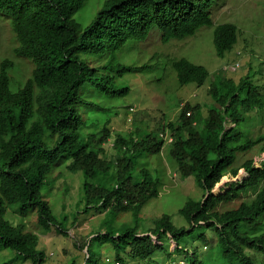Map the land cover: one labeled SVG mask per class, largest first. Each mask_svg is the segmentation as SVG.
I'll return each mask as SVG.
<instances>
[{
	"label": "trees",
	"instance_id": "16d2710c",
	"mask_svg": "<svg viewBox=\"0 0 264 264\" xmlns=\"http://www.w3.org/2000/svg\"><path fill=\"white\" fill-rule=\"evenodd\" d=\"M88 1L0 0V13L12 17L19 41L15 54L35 63L17 91L10 86L14 62L5 60L0 67V251L14 254L7 264L46 263L41 237L53 231L68 235V221L80 213L103 217L86 243L76 242L78 250H86L83 263L75 256L70 264H260L264 165L255 167L253 159L236 164L241 153L264 141V135L252 140V127L260 123L264 129V78L254 72L238 82L228 72L212 74L186 58H170L180 85L202 87L209 81V97L183 103L174 122L166 123L164 115V123L154 130L146 126L129 137L118 134L113 145L117 154L109 157L104 148L112 137L109 125L130 94L126 77L150 73L160 60L158 53L142 64L130 57L135 44L152 26L163 31L161 40L167 44L217 24L204 13L206 0L195 8L188 0H138L142 3L133 24L128 6L136 0H100L89 23L77 22L74 16ZM213 38L218 56L225 57L238 42V27L219 24ZM123 108L131 111L133 106ZM165 145L177 174L194 178L205 191L200 201L189 198L179 210L189 228L177 227L167 214L150 225L142 218L144 208L161 193L162 180L150 159L161 155ZM60 168L81 173L83 180L75 211L66 213L63 206L62 214L43 193L50 175L55 185ZM242 168L249 178L213 194L225 176L235 178ZM8 212L21 219L10 221ZM32 213L38 216L33 230L27 221ZM196 230L204 244H210L206 231L216 239L213 253L202 260L184 243Z\"/></svg>",
	"mask_w": 264,
	"mask_h": 264
},
{
	"label": "rangeland",
	"instance_id": "374dc122",
	"mask_svg": "<svg viewBox=\"0 0 264 264\" xmlns=\"http://www.w3.org/2000/svg\"><path fill=\"white\" fill-rule=\"evenodd\" d=\"M100 6V0H89L88 4L74 16V19L80 23H89ZM215 9L219 13L214 16V19L220 13L222 14V18L217 20L218 25L234 22L240 30L238 43L225 57H219L214 46L213 32L217 25L212 28H202L196 37L172 40L168 44H163L160 41V32L157 33L156 30H153L148 40L138 42L135 44V48L131 49L130 57L140 60L141 64L147 63L149 58L156 53H158L160 60L152 65V72L128 74V77H126L127 82L125 84L129 86L130 94L119 103L116 112H119L120 115L114 117L109 125L112 137L104 145L108 156L117 154V150L113 145L118 134L129 137L130 132L137 127L149 126L154 130L159 124L164 123L161 119L164 115H166V123L174 122L179 118L183 103L189 101L196 104L209 97L208 90L211 89L209 81L202 87L195 84L181 86L175 70L168 64L170 58H187L195 64L206 67L212 74L216 72L217 75L226 65L239 61L242 68L235 74H229V76L238 81L241 75L253 76V73L257 72L260 75L259 77L264 78V75H261L264 69V0H216ZM233 10H235L234 13ZM11 25L12 17L0 13V67L5 60L14 62L15 66L10 70V86L13 91H17L24 85L25 80L31 76L35 63L33 60L15 54L19 41ZM239 52L241 54H238ZM125 106H133V108L130 111L124 109ZM256 125L258 128L252 127V135L254 134L252 140L254 142H258V136L263 134L262 128L259 126L260 123ZM231 126L230 123L227 124V127ZM169 149V145H165L161 155H154L150 159L151 167L158 168L156 174L161 178L163 185L160 196L144 208L142 218L148 219L149 224L167 214L173 217V222L177 227L185 226V228H189L185 219L178 214L179 210L183 208L189 198L200 201L205 195V191L195 185L194 178L184 180L177 174L178 170L176 164L171 160ZM262 149H264V142H260L249 152L241 153L236 166H242L248 159L256 160V164L261 165V162L264 161ZM147 162L149 164V160L143 161V163ZM61 169L54 173L55 185H52L50 175L43 190L45 197L55 207V212L59 214H62L63 206L66 207V213L75 211L81 199L83 181L81 173L73 174L66 169L64 170V168ZM232 181L236 182L237 180H233L230 176L225 177L216 187V193L221 188V191H225ZM51 188L52 190L49 191ZM248 194L247 197L250 196L249 192ZM251 194H253V191ZM12 209L10 208L9 211ZM102 217L80 213L76 220L70 218L68 221V235L53 231L46 237L42 236L40 249L45 251L47 258L44 264H70L75 256H78L79 262L83 263L86 250H78L75 247L76 242L83 241L86 243ZM7 218L10 221L21 219L19 215L12 213L10 215L9 212ZM27 221L32 230L37 228V214H29ZM199 233V230L194 231L185 239L184 243L188 245L190 252L197 250L199 260H202L213 253L216 239L211 231H206L205 236L208 243H210V250L208 251L204 249L205 242L198 240ZM258 255L260 264H264V253H258ZM105 256L106 253L103 252V257L105 258ZM13 257L14 254L11 250L3 249L0 251V264H7V261ZM162 259L163 257H161V261ZM12 264H31V262L22 263L19 261ZM186 264L188 263L186 262Z\"/></svg>",
	"mask_w": 264,
	"mask_h": 264
},
{
	"label": "clouds",
	"instance_id": "9594fccd",
	"mask_svg": "<svg viewBox=\"0 0 264 264\" xmlns=\"http://www.w3.org/2000/svg\"><path fill=\"white\" fill-rule=\"evenodd\" d=\"M165 1H167V0H165ZM193 6H194V8L197 6V5H200L201 3H202V0H188ZM206 2H207V4H206V12H204V13H208V15L213 19V21H214V23L215 24H217L218 25V23H217V20L218 19H221L222 17V14L220 13L219 15H218V17H216L215 19H214V16L217 14V13H219V11L218 10H216L215 9V2H216V0H206ZM140 3H142V2H139L138 0H136V1H134V2H130V4H129V6L128 7H131L132 8V16H133V20H131L130 22L133 24V22H134V20L135 19H137V16H138V14H139V12H140V9H139V4ZM145 3H146V0H145ZM182 8V10L183 11H185V12H187L188 14H190V15H193V13L190 11V10H188L187 8H184V7H181ZM235 12V10H233V13ZM232 13V14H233ZM231 14V15H232ZM230 15V16H231ZM11 17V16H10ZM135 21H137V20H135ZM225 24H233V25H235V26H237L238 27V41H239V35H240V30H239V26L236 24V23H234V22H230V23H225ZM175 25H176V29L178 30V32H179V34H182V32H181V23L175 18ZM12 26V25H11ZM153 30H156L157 31V33L158 32H160V41L162 42V37H163V35H164V33H163V31L158 27V26H152L151 27V31H150V33L148 34V36L145 38V39H141V41H140V43L141 42H143V41H146V40H148V38L151 36V34H152V32H153ZM198 33L196 32L195 34H193V35H190V36H187V37H185V38H177V39H172V40H183V39H186V38H189V37H196V35H197ZM172 40L170 41V42H172ZM169 42V43H170ZM238 43V42H237ZM236 43V44H237ZM168 44V43H167ZM235 44V45H236ZM234 45V46H235ZM233 46V47H234ZM133 49V48H132ZM216 49V48H215ZM231 52V51H230ZM230 52H228V53H230ZM227 53V54H228ZM226 54V55H227ZM238 54H241L240 52L238 53ZM174 58H179V57H174ZM180 58H184V57H180ZM187 59V58H186ZM240 68H242V64H241V62H239V61H236V62H234L233 64H228V65H226L225 67H223V69H222V71L223 72H228L229 74H235V73H237L238 72V70L240 69ZM246 74H244V75H241V77H243V76H245ZM240 77V78H241ZM231 78H234V77H231ZM262 132H263V134L261 135V137L264 135V129L262 130ZM164 138L168 141V142H171L172 141V138L171 137H169V135H165L164 136ZM264 142V141H263ZM254 149V148H253ZM252 149V150H253ZM262 151H263V149H262ZM249 152V151H248ZM263 153H264V151H263ZM264 165V161H262L261 162V165H257L256 164V160L254 161V166L255 167H258V168H261L262 166ZM227 176H230V175H227ZM227 176H225V177H227ZM249 173L245 170V169H240V171H239V174L235 177V178H233L232 176H230L233 180H237L236 182H234V181H232V183H237V182H241L242 183V181L244 180V179H247V178H249ZM224 177V178H225ZM223 178V179H224ZM222 179V180H223ZM222 182V181H221ZM220 182V183H221ZM219 183V184H220ZM218 184V185H219ZM217 185V186H218ZM216 186V187H217ZM216 187H215V189H216ZM214 189V191H213V194H215V195H219V194H221L223 191H221V189L216 193V190ZM251 194V193H250ZM205 246H204V249H206V250H210V244L209 245H207V244H204ZM208 251H206V252H208ZM255 254V253H254ZM257 259L259 260V262H260V258H259V255L257 254Z\"/></svg>",
	"mask_w": 264,
	"mask_h": 264
}]
</instances>
